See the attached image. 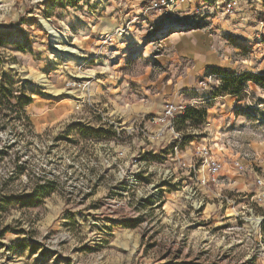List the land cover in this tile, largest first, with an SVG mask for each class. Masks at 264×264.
I'll use <instances>...</instances> for the list:
<instances>
[{
    "label": "rangeland",
    "instance_id": "obj_1",
    "mask_svg": "<svg viewBox=\"0 0 264 264\" xmlns=\"http://www.w3.org/2000/svg\"><path fill=\"white\" fill-rule=\"evenodd\" d=\"M151 1L0 0V82L32 101L31 130L0 114V264H264V0ZM205 51L226 63L208 87ZM164 102L199 114L185 166L140 131Z\"/></svg>",
    "mask_w": 264,
    "mask_h": 264
},
{
    "label": "built area",
    "instance_id": "obj_2",
    "mask_svg": "<svg viewBox=\"0 0 264 264\" xmlns=\"http://www.w3.org/2000/svg\"><path fill=\"white\" fill-rule=\"evenodd\" d=\"M210 4H214L217 8L222 6L223 11L227 14H232L239 5L237 0H207ZM186 4V0H152L150 6L146 9L147 12L151 11H172L177 9L179 5ZM222 78L217 75H210L201 81L200 85L203 87H208L212 83L213 79ZM192 107V106H191ZM190 106L180 105L173 102H166L162 107V113L159 116L151 118L149 121L155 125L160 126L159 129L152 135H149L145 128L140 129L142 135L154 142H165L166 139L170 137V147H171V157L175 159L179 166H185L182 161L181 152L185 144L184 137L182 133L176 130L177 120L181 114H184ZM130 129H123L122 131L115 129L109 130V133L113 134L114 140L117 142L123 141L125 135H131ZM124 152L119 153V157L124 156ZM197 157H199L206 168L208 177L210 181L216 182L217 177L223 171V164L221 160L216 156L212 149L207 146H202L197 149ZM236 167L242 168L239 163L235 164ZM191 169L196 170V167ZM196 173V172H195Z\"/></svg>",
    "mask_w": 264,
    "mask_h": 264
},
{
    "label": "trees",
    "instance_id": "obj_3",
    "mask_svg": "<svg viewBox=\"0 0 264 264\" xmlns=\"http://www.w3.org/2000/svg\"><path fill=\"white\" fill-rule=\"evenodd\" d=\"M233 77L234 76L228 77L227 82L234 83V81L232 80ZM223 90H225V88H223ZM237 94H238V91L231 93V95H237ZM15 98L16 96L14 95V91L12 90L10 83L5 82V81L0 82V114L2 113L3 108L9 110V112L11 113V116L15 115V120L19 122H24L25 127L28 130H31L32 123L30 121V118L27 116L26 108L30 105L32 101L30 98H25V99L19 98V100L21 99V101L22 102L24 101V102L23 103L19 102L16 105H14L12 103V100ZM193 115H199V114L197 111L191 110V109L186 111L183 117L180 119V123L178 121L176 125V130L180 132L181 127H183V125L186 124L193 117ZM101 134L102 132L100 131H94L93 136L91 138L100 139ZM105 135H107V133ZM43 190H44V187H39L38 189V193L42 191V193L40 192V194H38L39 200L45 198L46 196V193Z\"/></svg>",
    "mask_w": 264,
    "mask_h": 264
},
{
    "label": "crops",
    "instance_id": "obj_4",
    "mask_svg": "<svg viewBox=\"0 0 264 264\" xmlns=\"http://www.w3.org/2000/svg\"><path fill=\"white\" fill-rule=\"evenodd\" d=\"M209 45H211L213 47V50H215L214 49L215 48V45H214V43L212 41H211V43ZM191 47L192 48H196V51H198V49H197L198 47L197 46L191 45ZM207 48H210V46L207 47ZM212 52L213 51H209V52L205 51V52H202V53H205V55H206L205 63H202L203 61H200L201 63H199L198 66H197L198 69H199V71L205 68L208 71V75L209 76L210 75H215L216 73L222 72L224 70V68H225V65H226L225 62H222L221 60H218L216 57H214V55L212 54ZM209 73H211V74H209ZM205 79H207V78H204V80ZM185 87L187 89H184V90L189 91L193 86H185ZM217 99H219V97H215L214 99L212 98L208 102H215ZM160 104H162V103H160ZM163 104H162V106H163ZM162 106L159 105L158 107H149V108L147 107L148 109H145V112L144 113L147 114V115H156V114L159 113V111H161Z\"/></svg>",
    "mask_w": 264,
    "mask_h": 264
}]
</instances>
